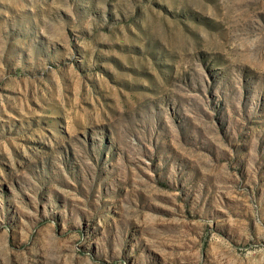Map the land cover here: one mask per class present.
<instances>
[{
  "label": "rangeland",
  "instance_id": "374dc122",
  "mask_svg": "<svg viewBox=\"0 0 264 264\" xmlns=\"http://www.w3.org/2000/svg\"><path fill=\"white\" fill-rule=\"evenodd\" d=\"M0 264H264V0H0Z\"/></svg>",
  "mask_w": 264,
  "mask_h": 264
}]
</instances>
